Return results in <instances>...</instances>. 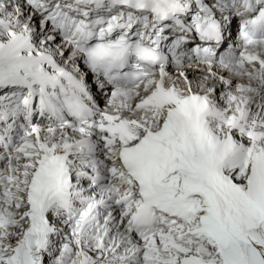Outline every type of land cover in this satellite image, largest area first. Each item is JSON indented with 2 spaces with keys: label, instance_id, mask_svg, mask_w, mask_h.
Masks as SVG:
<instances>
[{
  "label": "snow or ice",
  "instance_id": "6c2138e0",
  "mask_svg": "<svg viewBox=\"0 0 264 264\" xmlns=\"http://www.w3.org/2000/svg\"><path fill=\"white\" fill-rule=\"evenodd\" d=\"M0 264H264V0H0Z\"/></svg>",
  "mask_w": 264,
  "mask_h": 264
}]
</instances>
